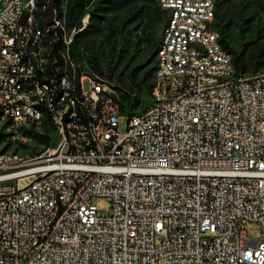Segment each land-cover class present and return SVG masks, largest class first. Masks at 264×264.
Here are the masks:
<instances>
[{
  "label": "built area",
  "instance_id": "2783aa9c",
  "mask_svg": "<svg viewBox=\"0 0 264 264\" xmlns=\"http://www.w3.org/2000/svg\"><path fill=\"white\" fill-rule=\"evenodd\" d=\"M44 1L56 3L0 0V123L15 124L7 140L43 124L32 102H48L59 123L47 155L19 162L0 152V264H264V71L218 82L235 64L221 34L198 24L216 14L210 0L159 1L171 11L154 74L175 75L155 81L153 106L137 114L124 110L116 79L70 55L81 26L69 27V0L61 19ZM32 12L48 16L51 49L39 46ZM197 44L219 64L204 63Z\"/></svg>",
  "mask_w": 264,
  "mask_h": 264
},
{
  "label": "rangeland",
  "instance_id": "374dc122",
  "mask_svg": "<svg viewBox=\"0 0 264 264\" xmlns=\"http://www.w3.org/2000/svg\"><path fill=\"white\" fill-rule=\"evenodd\" d=\"M90 0L86 5V12L97 10L104 18L103 29L99 33H88L83 30L87 26H81L82 33L72 32L70 54L72 57L92 55L98 59L99 66L109 77L116 79L130 87L135 99L130 96L125 101V109L131 114H137L153 106L155 101L154 91L147 88L139 91L138 85L142 79L147 78V83H155L156 78L152 67L156 63V45L162 35L166 23L161 11H147L142 8L139 0ZM226 8L219 11L222 24L226 27V39L230 46L237 51H246L249 55L257 45L264 44V0H232ZM58 19L61 18L60 4L56 6ZM91 21V20H90ZM80 31V32H81ZM110 31L114 36L108 38ZM161 35L159 37V34ZM74 33V34H73ZM79 34V35H78ZM76 49V54L73 50ZM253 69V68H251ZM262 71H249L246 76L255 75ZM89 85L86 82L85 88ZM137 98L139 104L133 107ZM43 124H35L29 129H24L21 141L16 139L7 140L6 135H14L6 124L0 123V150L8 154L12 160L26 161L39 155H47L50 147L58 140V132L53 123L45 116ZM120 131L127 130V120L120 124ZM27 130L30 133H27ZM109 202L103 200L98 204L101 214L109 210ZM253 237L260 232L255 223L251 229ZM264 235V234H263ZM164 237L157 238L160 244Z\"/></svg>",
  "mask_w": 264,
  "mask_h": 264
},
{
  "label": "trees",
  "instance_id": "16d2710c",
  "mask_svg": "<svg viewBox=\"0 0 264 264\" xmlns=\"http://www.w3.org/2000/svg\"><path fill=\"white\" fill-rule=\"evenodd\" d=\"M89 1L90 0H69L68 1V13H67L68 24H69V27L76 26L77 23H81L84 15L87 12H89L91 21L89 22V24L87 25V27L83 31L88 32V33H95V32L99 33L103 29L104 18L98 14L97 10L86 12V5L88 4ZM118 1L119 0H115L114 2H118ZM55 2H56V6H57L61 2V0H55ZM139 2L142 3V8L144 10H147L150 12L153 10L161 11L162 15L166 19V11L164 9H162V7L160 6L159 0H139ZM231 2H232V0H217L216 1V10H215L216 19H215L214 26L216 27V29L219 30V32L221 34V43H222L223 47L232 54L234 64H235L239 74L245 75L250 70L253 72L262 71V70H264V44L257 45L249 55H246L245 50L237 51V50L233 49L230 46V43L226 39V27L221 22V19H224V18L223 17L220 18L219 11L223 7L226 8L227 7L226 5L231 4ZM83 31H81L80 33H82ZM160 35H161V32L159 34V37H160ZM112 36H114V31H110L107 35L108 38H110ZM160 39H161V37H160ZM159 44H160V40L158 41V44L156 45V53L158 51ZM73 50H74L75 55H77L76 49L74 48V44H73ZM77 56L81 59L87 58L88 60H90L93 63V65L95 66V68L100 73L105 72V71H103V69L100 68L98 59H94L93 57H91L92 55L88 54V56H79V55H77ZM251 68H253V69H251ZM155 69H156V63H155V66L152 67L151 73L153 72V74H154ZM119 84L122 87L121 88L122 106H123L124 110L126 111V109L124 107L126 104L125 101L128 98H130V96L133 97V99H135L136 95H134L132 93L130 87L127 86L126 84H124V83L122 84L120 82H119ZM154 87H155V83L148 84L147 78L142 79V83L140 85H138L139 91H141L144 88H147L149 92H152V91H154ZM136 100L137 101L132 104L133 107H136L140 102L139 98H137ZM27 133L29 134L30 131L27 130ZM3 135H5V134L0 133V136H3Z\"/></svg>",
  "mask_w": 264,
  "mask_h": 264
},
{
  "label": "bare ground",
  "instance_id": "6f19581e",
  "mask_svg": "<svg viewBox=\"0 0 264 264\" xmlns=\"http://www.w3.org/2000/svg\"><path fill=\"white\" fill-rule=\"evenodd\" d=\"M216 1L217 0H210V10H216ZM163 9L165 11H171V4L163 3ZM44 12H52L53 19H58L56 3H52V1H44ZM215 19H216V14H212L210 17L207 16L206 14H198V24L205 25V33H208L210 35L220 34L219 30L216 29V27L214 26ZM32 21H37L39 46L43 47L44 49H51L50 27L48 24V16L39 17V12H32ZM83 26H87V25H83ZM71 43H72V37H71ZM187 45H194V38H187ZM163 48H164V41H160L157 55L162 54ZM197 51H203L204 63L210 65L219 64V57L217 55L211 54L210 48H205V44H197ZM70 55L72 56V54ZM227 63H234L233 56L231 53L227 54ZM42 70H49V61H42ZM154 75L156 81H158V78H173V75H175V68L159 69L158 74H154ZM237 75H238V71L236 66L230 65L228 70L221 71L218 73V82H235L237 80ZM32 109L38 110L39 119L43 120L45 116L48 117V119L55 126L57 132L59 131V123L56 119V114L54 113V111L50 109L48 102H32ZM69 119H70V111H61L60 123H68ZM1 124H6L7 128L10 131H12L13 134H15V124L13 122H4ZM35 124H40V123H35Z\"/></svg>",
  "mask_w": 264,
  "mask_h": 264
}]
</instances>
